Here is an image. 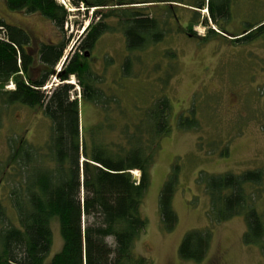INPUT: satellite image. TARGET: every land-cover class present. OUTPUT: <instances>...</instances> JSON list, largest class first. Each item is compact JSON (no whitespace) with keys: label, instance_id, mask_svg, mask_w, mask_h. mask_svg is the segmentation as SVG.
Instances as JSON below:
<instances>
[{"label":"trees","instance_id":"trees-1","mask_svg":"<svg viewBox=\"0 0 264 264\" xmlns=\"http://www.w3.org/2000/svg\"><path fill=\"white\" fill-rule=\"evenodd\" d=\"M5 1L12 11L47 18L64 37L34 46L26 29L0 16V125L7 109L15 104L40 109L51 122L44 143L8 138L11 152L1 167V178L10 191L7 198L0 192V264H45L53 245L54 218L59 221L64 243L48 264H152L135 252V245L147 228L141 205L150 187L151 168L161 140L172 130L171 102L163 88L179 70L178 52L165 49L153 64L155 72L164 71L159 76L163 88L149 107L135 103L132 114L118 96L105 97L86 53L93 51L104 34L122 32L129 52L123 64L125 74L131 76L135 59L148 74L149 61L143 54L135 58L131 54L156 47L174 32L200 42L232 36L229 40L234 45H248L264 40V19H245L243 32L232 35L226 28L232 0H70L73 11L57 0ZM183 6L191 12L186 23L180 14ZM203 9L208 10L207 17L201 16ZM82 10L91 23L57 73L72 41L65 37L66 25L70 16ZM200 22L208 27L204 36L194 30ZM171 68L174 70L168 74ZM53 75L60 83L48 91L45 87ZM73 76L84 100L103 103L104 119L86 131L81 126L79 99L73 98L75 84L68 82ZM11 84L14 87L7 88ZM178 126L187 131L200 127L194 108L179 117ZM219 154L229 155L228 144ZM135 170L140 171L139 178L134 176ZM179 178L180 165L176 163L159 198L167 232L178 224L173 202ZM199 179L210 199L211 220L224 222L244 216L245 243L262 244L264 209L259 207L264 202V167L240 173L201 172ZM211 240L209 229L189 231L179 246L180 257L201 262Z\"/></svg>","mask_w":264,"mask_h":264},{"label":"rangeland","instance_id":"rangeland-1","mask_svg":"<svg viewBox=\"0 0 264 264\" xmlns=\"http://www.w3.org/2000/svg\"><path fill=\"white\" fill-rule=\"evenodd\" d=\"M183 7L180 14L183 23H186L191 12ZM70 8L75 10L72 6ZM231 9L232 16L226 28L232 35L243 32L245 19H264V0H232ZM208 14L207 9L201 11L202 17ZM0 16L8 23L26 29L34 46L40 42H56L64 37L59 35L47 18L38 13L12 11L5 0H0ZM90 23L84 10L70 16L64 34L72 41L65 56L72 54L73 47L83 35V28ZM210 26L218 29L213 22H210ZM194 30L204 36L208 27L200 22L194 26ZM231 37L226 40L215 36L207 42H200L186 34L174 32L156 47L131 54L134 58L143 54L149 61L148 74L143 72L144 67L136 59L131 76L125 74L123 64L129 52L122 32L104 34L89 55L91 58H88V62L100 79L98 86L105 91V97L118 96L132 114L135 103L149 107L163 88L159 76L164 71L155 72L153 64L159 61L165 49L173 48L178 52L179 70L163 88V94L171 102L172 130L161 140L151 168L150 187L141 205V215L147 220V228L135 245V252L146 256L152 264H264V240L257 245L247 244L243 239L247 228L244 216L224 222L211 220L210 199L205 184L199 179L201 172L240 173L264 167V40L234 45L229 40ZM173 70L171 68L167 73L171 74ZM72 80L75 83L74 97H78L80 102L81 126L86 131L104 119L103 103L84 100L81 87L77 86L78 79L73 77L69 81ZM59 83L60 78L51 76L47 90L51 91ZM13 87L11 84L7 88ZM111 104L115 109L116 105ZM192 108L200 127L197 130H182L178 126V119L183 114H190ZM50 123L40 109L20 104L7 109L0 125V192L3 198H7L10 191V185L1 178V167H4L11 152L8 138L23 137L35 144L44 143L49 135ZM213 141L216 143L210 146L209 142ZM226 144L229 155L222 157L219 152ZM176 163L180 165V178L173 204L178 224L173 231L167 232L162 225L159 198ZM133 174L136 178L140 177L138 170ZM13 182L12 177V186ZM259 209H264V202ZM9 211L14 214L12 208ZM51 227L53 245L45 264L61 250L64 243L58 219H52ZM193 229H209L212 232L209 251L199 263L184 260L179 255L181 241Z\"/></svg>","mask_w":264,"mask_h":264},{"label":"built area","instance_id":"built-area-1","mask_svg":"<svg viewBox=\"0 0 264 264\" xmlns=\"http://www.w3.org/2000/svg\"><path fill=\"white\" fill-rule=\"evenodd\" d=\"M59 3L65 5L66 7L71 6L70 0H57ZM61 67L58 68V71H60Z\"/></svg>","mask_w":264,"mask_h":264},{"label":"water","instance_id":"water-1","mask_svg":"<svg viewBox=\"0 0 264 264\" xmlns=\"http://www.w3.org/2000/svg\"><path fill=\"white\" fill-rule=\"evenodd\" d=\"M87 26H88V25H87ZM87 26L83 28V31H82L83 33H84V31L86 30ZM89 55H90V53L87 52V53H86V56H89Z\"/></svg>","mask_w":264,"mask_h":264},{"label":"flooded vegetation","instance_id":"flooded-vegetation-1","mask_svg":"<svg viewBox=\"0 0 264 264\" xmlns=\"http://www.w3.org/2000/svg\"><path fill=\"white\" fill-rule=\"evenodd\" d=\"M87 58H91V56L89 57V56H87Z\"/></svg>","mask_w":264,"mask_h":264},{"label":"bare ground","instance_id":"bare-ground-1","mask_svg":"<svg viewBox=\"0 0 264 264\" xmlns=\"http://www.w3.org/2000/svg\"><path fill=\"white\" fill-rule=\"evenodd\" d=\"M71 82H72V83H74V81H73V80H72Z\"/></svg>","mask_w":264,"mask_h":264}]
</instances>
